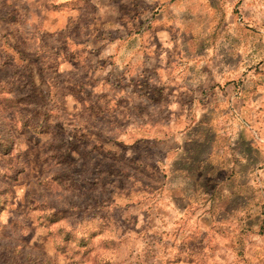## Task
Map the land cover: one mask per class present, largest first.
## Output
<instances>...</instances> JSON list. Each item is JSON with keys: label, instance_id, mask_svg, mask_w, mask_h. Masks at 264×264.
I'll return each instance as SVG.
<instances>
[{"label": "rangeland", "instance_id": "1", "mask_svg": "<svg viewBox=\"0 0 264 264\" xmlns=\"http://www.w3.org/2000/svg\"><path fill=\"white\" fill-rule=\"evenodd\" d=\"M171 2L164 46L152 0H0V264H264V0ZM187 128L201 183L152 167Z\"/></svg>", "mask_w": 264, "mask_h": 264}, {"label": "crops", "instance_id": "2", "mask_svg": "<svg viewBox=\"0 0 264 264\" xmlns=\"http://www.w3.org/2000/svg\"><path fill=\"white\" fill-rule=\"evenodd\" d=\"M152 1L158 3L161 6L160 12H161V14H163L162 18H159L158 20L154 21L153 26H152L153 27L152 32H153L155 40H157L161 45H164V46L182 44V41L187 40L190 36L186 33L187 37H185V38L183 37V36H185L184 35L185 31H186V29L188 30V28L186 26L187 24L183 23V21H182V18H181V15H182L181 12L182 11H180L178 9L180 7H177L178 5H176V4H172V2H171L172 0H152ZM210 27L211 26L209 24V28ZM207 30H208V28H207ZM210 35L211 34H208V36H210ZM203 38H206V35H204ZM207 38H209V37H207ZM167 66L170 67V65H164V67H167ZM175 67H176V65H173L172 67H170V70L174 69ZM188 68H189V65L186 67V72H188ZM180 70L178 71L179 77H181L180 74H182V71H183L182 69H180ZM182 77H184V76H182ZM194 88H196V87H192V86H188L187 84H183L181 86L179 85V86L173 87L172 91L169 92V93L176 92L177 94H179L180 96H183V97L186 96L187 100L186 101L171 100L170 102L167 101L164 103L163 108L165 111H167V113L169 112V115H170V118H168L169 123L167 125H170L172 123V121L176 120V119H171L172 115L170 113H172L173 111H178V112L181 111L180 115H182V111H183V115H184L183 121L185 122L184 123L185 127H189V126H193V125H195V127H197V125H202L204 123L203 119H205L204 115H207V118L209 117V119L213 118V110H214V108H216L215 107L216 104L206 103L205 104L206 106L200 104L201 102H199V100L197 101L195 99V97H198V99L199 98L201 99L202 96H200V95H202V93H201V91H199V89H197V88L194 89ZM197 108H200V109L206 108L207 112H203L202 113L203 115L201 118L199 117V118L195 119V115H191L190 112L194 109H197ZM173 118H175V117H173ZM131 120H132L131 122L133 124L136 123V125H137L136 127H140L141 125L142 126L147 125L145 117L136 118L133 116V117H131ZM191 123H193V124H191ZM133 126H135V125H133ZM186 130L187 131L185 133L184 132H181L180 134L179 133H173L171 135V137L176 138V140L178 142L180 141V143L183 141L184 142L186 141V143L191 142L192 141L191 138H194V136L192 135V134H194L193 133L194 129H188L187 128ZM168 138L169 137H167V139ZM142 139L154 140L157 138H155V136H149V134H148L146 138H142ZM142 139H141V136H136V139H133V140L139 141ZM123 140L127 141V138H123ZM174 147L177 150L175 153V156L171 159L168 158V160L165 161L164 164H162L163 169L159 165V162H157L158 165H156L154 162V164L152 166V167H155V169L157 166L159 169H156V171L160 172L164 178H169L170 177L169 175H173V174L184 175L185 172L187 173L186 165L189 163V160L191 158H189V156L186 154V150L184 147L181 151H180V145L179 144L174 145ZM171 148L172 147H170L169 149H171ZM141 168H142L141 170L144 171V169H143L144 165H142ZM146 170H152V168L150 169V167L148 166V168H146ZM148 188H150V187H148Z\"/></svg>", "mask_w": 264, "mask_h": 264}, {"label": "trees", "instance_id": "3", "mask_svg": "<svg viewBox=\"0 0 264 264\" xmlns=\"http://www.w3.org/2000/svg\"><path fill=\"white\" fill-rule=\"evenodd\" d=\"M190 143L192 149H188L189 151H187L188 152L187 155L191 159L189 160V163L186 165L187 173L185 172L184 175H187L188 178H190L192 181L195 182L197 181L201 183L207 176L206 171L204 170L203 167L204 165L202 164L206 162V160L204 158H201L200 153H198V149L202 147L203 142L192 140Z\"/></svg>", "mask_w": 264, "mask_h": 264}]
</instances>
